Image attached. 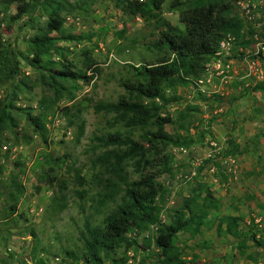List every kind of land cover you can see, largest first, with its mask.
I'll return each instance as SVG.
<instances>
[{
  "label": "rangeland",
  "instance_id": "1",
  "mask_svg": "<svg viewBox=\"0 0 264 264\" xmlns=\"http://www.w3.org/2000/svg\"><path fill=\"white\" fill-rule=\"evenodd\" d=\"M66 1L72 6L70 10L65 7L60 11L64 16L62 27L82 37L77 43L59 40L57 44L62 46L63 58L55 51H51V58L70 62L74 69L83 68L86 54L81 49L84 48L89 50L98 73L87 81L65 82L69 90L64 89L51 108L53 112L60 111L61 117L50 128L45 126V141L31 132L20 110L15 114L16 129L31 133V137L28 140L21 136L14 138L8 128L1 131L0 264H34L35 257L41 258V264H62V260H66L62 249L70 248L80 253L78 234L83 219L87 217L99 225L102 216L119 202V195H116L114 199L98 204L97 199L109 187L106 178L120 181L92 163L95 154L103 149L93 146L92 136L119 130L137 138L140 133L139 128H127L115 120L112 112L94 111L91 104L95 100H116L123 93L121 82L131 77L127 62H149L159 56L156 50L145 45L157 36L155 21L144 20L114 0ZM168 2H162L161 16L178 24V8H170ZM228 2L233 4L229 13L233 11L239 15L236 0ZM15 11V2L0 11V42L18 61L12 85L8 82L0 84V99L11 98L17 107L37 112L38 98L51 92L40 80V71L27 63L30 53L26 38L41 26L46 15L38 5L10 19ZM259 12L261 14V10ZM244 40V43L234 42V54L238 53L237 47L254 51L253 43ZM241 66L243 64L234 63L236 68ZM260 81L264 83V79ZM255 82L254 78L246 77L224 84V94L233 96L230 100H218L211 93L198 92L191 83L179 84L174 89L165 88L166 94L173 92L178 97L165 105L163 113L169 114L172 120L165 123L164 128L171 134L186 136L189 141L179 145L168 143L163 148L170 168L156 174V179L165 188L163 199L158 202L159 221L168 222L183 198L199 191V184H207L216 200L215 205L207 209L198 231L183 234L188 244H197L186 257L195 254L194 264H264V226L260 232V245L247 239L242 247L236 246L239 241L226 231L224 222L216 229L217 219L228 214L241 216L239 224L243 230L250 210L256 213L264 210V88L252 90ZM66 106L69 110L65 114L63 108ZM48 116L45 122L50 120ZM67 116L73 118V123H67ZM79 122H82L83 130L77 135ZM66 128L70 133H65ZM210 139L217 141L222 150L228 149L232 143L237 146L235 152L225 153L234 156L235 166L222 173H212L209 164L189 179L176 177L178 173L187 172L194 161L206 156ZM147 156L156 157L158 154L152 150ZM215 158L219 159L217 155ZM124 170L128 179L137 178L139 174L132 159L124 161ZM76 171L81 180L75 176ZM11 172L18 175L24 189L15 203V212L3 217L10 200L4 197L1 183ZM167 179L169 183H166ZM58 180L64 182L65 188L58 189ZM154 225L148 223L144 228L135 229L134 236L128 235L132 228L126 232L127 236L137 240L139 247L127 250V259L119 264H138L140 257L146 259L145 263L153 261L155 254L145 255L141 244L154 235ZM28 227L33 228L34 235L28 233ZM121 250V247L117 248L115 256Z\"/></svg>",
  "mask_w": 264,
  "mask_h": 264
},
{
  "label": "trees",
  "instance_id": "2",
  "mask_svg": "<svg viewBox=\"0 0 264 264\" xmlns=\"http://www.w3.org/2000/svg\"><path fill=\"white\" fill-rule=\"evenodd\" d=\"M114 1L116 4L124 5L131 13L144 20L155 21L157 36L145 45L147 48L156 50L159 56L149 62L141 61L136 64L127 62L131 77L122 80L123 93L119 94L116 100H95L91 104L94 111L112 112L115 120L121 121L127 128H139L140 133L137 138L132 137L129 132L122 133L119 130L93 134V146L103 149L95 154L92 163L112 173L122 184L121 186L120 183L106 178V185L109 187L97 199L98 204L112 200L116 195H119V202L102 216L99 225L93 224L87 217L83 219L82 230L78 234L81 252L77 253L70 248L62 249L66 259L62 260V264L125 262L126 251L135 246L139 247L137 240L127 236L126 232L130 228H144L148 223L156 225L155 233L150 237L151 241L149 238L144 239L141 250L147 256L155 255L152 262L145 263L144 257L138 258V264H194L195 254L188 259L186 257L187 252L193 250L197 244H188L183 234H194L198 231L205 220L207 209L214 206L216 200L207 184H199V191L187 194L181 204L174 208L168 222L159 221L158 202L163 199L165 188L156 179V174L161 170L169 171L170 168L168 156L163 148L168 143L179 145L189 141L186 136L171 134L164 128V124L172 120L169 114L163 113L165 105L178 97L173 92L166 94L165 88L174 89L179 84L191 83L195 90L201 92L197 85V78L203 73L205 62L216 51L222 37L226 33H231L235 43H244L246 42L244 38L247 42L251 41V34L256 32L261 39L263 38L261 24L263 17L259 14L258 7L253 10V20L245 19L241 13L240 16L233 11L229 13L233 4L228 0H169L170 8H178V24H173L161 16V4L164 0ZM11 2L16 3V11L10 19L17 18L38 5L45 12L46 16L41 26H38L36 31L26 38L30 53L27 63L40 71V80L51 93L50 95L43 93L38 98L37 112L17 107L11 98H1L0 134L4 128H8L14 138L21 136L28 140L31 137V133L16 129L15 114L20 110L29 123L31 132L38 134L45 141V119L48 114L53 115L51 108L55 99L64 89L69 90L65 82L76 79L87 81L96 75L98 70L88 53L89 50L84 48L81 49L86 54L83 68L74 69L71 68L70 62L51 58V51L57 52V55L62 57V46L57 44L59 40L65 39L73 43L81 40L80 34L71 33L62 27L64 16L60 14V11L65 7L70 10L71 3L66 0H0V11ZM121 32L120 30L119 35ZM17 62L13 52L0 42V84L8 82V85H12L17 72ZM87 69L91 73L87 74ZM251 88L252 90L263 89L264 83L256 81ZM210 95L218 100L233 99V96L226 94L211 93ZM68 110L69 106L64 107L63 113H68ZM67 123H73V118L67 116ZM76 127V133L80 135L83 130L82 122H79ZM1 142L0 135V151ZM236 147L232 143L228 149H221V154L233 153ZM152 150L158 156L149 158L147 155ZM126 159H132L134 168L139 170L137 178H127L124 170ZM13 164L18 162L13 161ZM209 164H213L216 171L222 173L219 160L209 156L200 160L197 171ZM75 176L79 180L82 179L77 171ZM1 184L4 197L10 200L7 212L3 214V217H7V214L15 212V203L24 187L14 172L2 179ZM57 186L59 190L65 188L62 180H58ZM251 213L256 212L250 210L247 213L249 222H246V228L243 230L239 224L241 216L228 214L217 219L216 229H219L224 222L226 231L238 239L237 247H242L247 239L260 245L259 237L263 227H258L252 221ZM28 233L34 235L33 228L28 227ZM119 247L122 250L115 256L116 249ZM41 261L40 257H35L34 264H41Z\"/></svg>",
  "mask_w": 264,
  "mask_h": 264
},
{
  "label": "built area",
  "instance_id": "3",
  "mask_svg": "<svg viewBox=\"0 0 264 264\" xmlns=\"http://www.w3.org/2000/svg\"><path fill=\"white\" fill-rule=\"evenodd\" d=\"M238 8L242 16L247 20L254 19V8H259L262 14V30L263 38H258L256 32L251 34V42L254 45V51H250L249 48L237 47L238 53L234 54L233 44L234 36L231 33H226L219 41L216 51L205 62L204 71L199 78H197V85L201 92L205 94L215 93L224 94L223 85L229 83L231 80L246 79V77L254 78L256 81L264 79V0H236ZM240 51V53H239ZM234 63L243 64V67H234ZM242 71L241 77H238L239 72ZM207 84L209 87L205 86ZM61 117L60 111H55L53 115L48 116L49 121L45 122V126L50 128L52 124H56ZM66 134L70 133V129L64 130ZM209 151L206 156L215 158L218 156V160L221 164L222 171L231 170L235 166V158L231 154H225L221 156V147L215 140H208ZM5 147V145H3ZM176 149H181L177 147ZM200 160H196L192 163V166L185 173H178L176 177L181 179H189L197 171V167ZM209 170L213 173L216 168L213 164H210ZM217 177V176H215ZM213 178V180L215 179ZM169 183V180H166ZM252 221L260 228L264 226V210L257 213H251ZM246 222H249L247 217ZM156 228V225H154ZM136 233L135 228H132L130 234L134 236ZM147 236V233H145ZM27 260L26 257H24Z\"/></svg>",
  "mask_w": 264,
  "mask_h": 264
},
{
  "label": "crops",
  "instance_id": "4",
  "mask_svg": "<svg viewBox=\"0 0 264 264\" xmlns=\"http://www.w3.org/2000/svg\"><path fill=\"white\" fill-rule=\"evenodd\" d=\"M241 73H242V71L239 72V74H238L239 76H238V77H241V76L243 75V74H241Z\"/></svg>",
  "mask_w": 264,
  "mask_h": 264
}]
</instances>
